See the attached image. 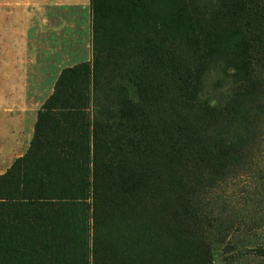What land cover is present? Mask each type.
<instances>
[{
	"label": "trees",
	"instance_id": "1",
	"mask_svg": "<svg viewBox=\"0 0 264 264\" xmlns=\"http://www.w3.org/2000/svg\"><path fill=\"white\" fill-rule=\"evenodd\" d=\"M195 1L90 0L91 65L61 72L26 152L0 176V207L26 257L56 235L50 218L60 227L63 210L80 206L92 212L93 264H121L96 231L134 180L157 185L174 215L163 223L207 249L208 220L189 198L244 161L264 125V0ZM218 65L228 82L208 102L203 79ZM70 84L91 85L92 117L62 98Z\"/></svg>",
	"mask_w": 264,
	"mask_h": 264
},
{
	"label": "rangeland",
	"instance_id": "2",
	"mask_svg": "<svg viewBox=\"0 0 264 264\" xmlns=\"http://www.w3.org/2000/svg\"><path fill=\"white\" fill-rule=\"evenodd\" d=\"M90 7V0H0V176L26 152L38 112L52 96L61 72L80 63L91 65ZM221 68H210L203 79L202 95L208 102L226 89ZM72 88L64 86L62 98L82 105L92 117L91 85L85 92ZM259 133L257 142L245 148L244 161L226 166L225 174L201 185L197 196L189 198L208 220L202 227L207 249L200 245L192 250L163 223L164 215L174 216L173 210L164 207L166 196L153 191L158 186L144 181L134 180L132 192L115 191L120 208L96 233L120 255L121 264L129 258L140 260L136 264H264V125ZM120 181H115V188ZM145 189L149 195L138 196ZM86 202L91 204V199ZM63 212L67 223L59 227L50 218L56 235L46 236V243L26 257L16 238L20 227L0 207V264H93L90 207H66ZM29 231L25 227L23 233Z\"/></svg>",
	"mask_w": 264,
	"mask_h": 264
},
{
	"label": "crops",
	"instance_id": "3",
	"mask_svg": "<svg viewBox=\"0 0 264 264\" xmlns=\"http://www.w3.org/2000/svg\"><path fill=\"white\" fill-rule=\"evenodd\" d=\"M55 1H58V0H55Z\"/></svg>",
	"mask_w": 264,
	"mask_h": 264
}]
</instances>
